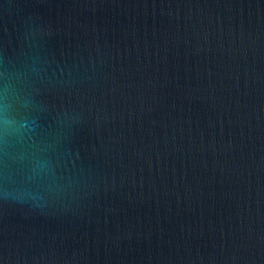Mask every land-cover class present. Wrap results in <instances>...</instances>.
Here are the masks:
<instances>
[{
	"label": "water",
	"instance_id": "obj_1",
	"mask_svg": "<svg viewBox=\"0 0 264 264\" xmlns=\"http://www.w3.org/2000/svg\"><path fill=\"white\" fill-rule=\"evenodd\" d=\"M0 264H264V0H0Z\"/></svg>",
	"mask_w": 264,
	"mask_h": 264
}]
</instances>
